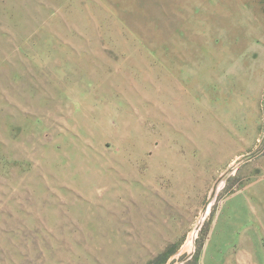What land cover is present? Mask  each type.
I'll list each match as a JSON object with an SVG mask.
<instances>
[{"label": "rangeland", "instance_id": "rangeland-1", "mask_svg": "<svg viewBox=\"0 0 264 264\" xmlns=\"http://www.w3.org/2000/svg\"><path fill=\"white\" fill-rule=\"evenodd\" d=\"M0 264H264V0H0Z\"/></svg>", "mask_w": 264, "mask_h": 264}]
</instances>
